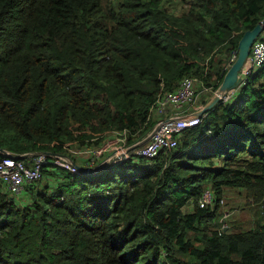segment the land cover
I'll list each match as a JSON object with an SVG mask.
<instances>
[{"label":"trees","instance_id":"1","mask_svg":"<svg viewBox=\"0 0 264 264\" xmlns=\"http://www.w3.org/2000/svg\"><path fill=\"white\" fill-rule=\"evenodd\" d=\"M168 1L0 0V148L84 166L112 132L145 135L184 77L206 104L264 0ZM39 180L19 195L0 181V264H264V220L220 231L227 189L264 212V64L175 148L94 175L46 165Z\"/></svg>","mask_w":264,"mask_h":264},{"label":"built area","instance_id":"2","mask_svg":"<svg viewBox=\"0 0 264 264\" xmlns=\"http://www.w3.org/2000/svg\"><path fill=\"white\" fill-rule=\"evenodd\" d=\"M236 59L234 52L229 60L231 65ZM264 64V38L257 39L241 73L243 85L253 70ZM202 81L196 76L184 77L173 91H161L150 108V118L155 117L153 127L140 139L130 142L129 137L135 136L127 129L112 132L102 144L90 150L91 160L85 162L86 167L99 164V160L118 163L131 156L154 158L162 150H171L179 143L182 133L201 123L203 117L196 113L203 107L199 104L198 91H208ZM203 87V88H202ZM236 91V90H235ZM235 91L227 93L222 100H228ZM99 162V163H98ZM59 165L77 172L68 162L56 155L39 151L27 158L14 157L0 153V181L15 195H19L27 183L42 178L46 165ZM215 197L211 189H206L198 200L200 207L205 208L214 204ZM224 203V200H221ZM227 229L226 223L220 231Z\"/></svg>","mask_w":264,"mask_h":264},{"label":"water","instance_id":"3","mask_svg":"<svg viewBox=\"0 0 264 264\" xmlns=\"http://www.w3.org/2000/svg\"><path fill=\"white\" fill-rule=\"evenodd\" d=\"M263 31H264V18L261 21H259L253 28L247 29L243 33L238 43L235 61L228 68L221 84L219 85L218 89L215 91L212 98L196 113L199 117H204L214 106H216L223 99V97L227 93L235 91L241 86L242 83L241 73L250 55V49L253 43L261 36ZM38 152L39 151L25 153V154H17L12 151L0 148V153L2 154H7L21 158H27L30 155L36 154ZM47 153L60 157L61 159L68 162L73 168H75L77 172L87 175H94L99 171L113 165V161H103L96 166L86 167L77 164L75 160L70 156H68L67 154L54 153L49 151H47Z\"/></svg>","mask_w":264,"mask_h":264},{"label":"rangeland","instance_id":"4","mask_svg":"<svg viewBox=\"0 0 264 264\" xmlns=\"http://www.w3.org/2000/svg\"><path fill=\"white\" fill-rule=\"evenodd\" d=\"M167 6L171 9H181L182 7L180 0H169ZM198 89L199 98H203L207 91ZM223 200L224 203L220 207V222L221 224L226 223L227 229L230 227V229L244 230L256 226L259 219L264 220V212L259 209L258 205L251 202L252 199L244 191L238 192L227 189ZM260 211L261 214L259 216L258 213Z\"/></svg>","mask_w":264,"mask_h":264},{"label":"clouds","instance_id":"5","mask_svg":"<svg viewBox=\"0 0 264 264\" xmlns=\"http://www.w3.org/2000/svg\"><path fill=\"white\" fill-rule=\"evenodd\" d=\"M258 39H259V38H258ZM229 67H230V65H229ZM241 86H242V85H241ZM203 106H204V105H203ZM102 162H103V161H102ZM100 163H101V162H100ZM100 163H99V164H100ZM77 164H79V163H77ZM113 164H115V163H113ZM80 165H81V164H80ZM97 165H98V164H97ZM95 166H96V165H95Z\"/></svg>","mask_w":264,"mask_h":264}]
</instances>
